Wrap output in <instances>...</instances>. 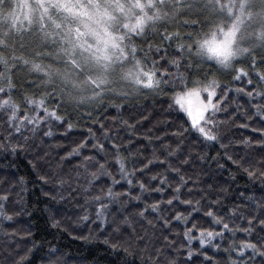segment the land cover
<instances>
[{"label":"snow or ice","instance_id":"obj_1","mask_svg":"<svg viewBox=\"0 0 264 264\" xmlns=\"http://www.w3.org/2000/svg\"><path fill=\"white\" fill-rule=\"evenodd\" d=\"M212 2L28 0L21 32L38 43L26 53L18 38L0 55V154L35 149L33 169L48 166L38 178L50 185L41 192L52 227L63 220L51 205H71L75 238L104 236L122 264H264V38L236 47L238 26L213 30L206 17ZM167 93L162 111L176 117L139 131L150 115L134 102ZM68 106L92 126L53 164L43 145L76 127ZM109 109L115 115L94 118ZM233 128L249 134L230 137ZM233 168L251 186L234 188ZM26 192L23 177H0V264H68L58 246L45 250L30 229L14 227L32 215Z\"/></svg>","mask_w":264,"mask_h":264},{"label":"trees","instance_id":"obj_2","mask_svg":"<svg viewBox=\"0 0 264 264\" xmlns=\"http://www.w3.org/2000/svg\"><path fill=\"white\" fill-rule=\"evenodd\" d=\"M261 15L262 13H259V16L261 17V23H264L262 22ZM215 17L216 16H213V18ZM213 18L211 17L210 19L214 21V24H217L216 19ZM222 21L224 22V19ZM260 28L256 30V26H253L252 34L254 35V37L257 36L258 31L264 30ZM0 34H3L0 35V37L5 38L6 45L16 43L15 36L12 33L0 32ZM254 37L252 36L251 42L249 44L247 43L245 46L254 45L255 42H252ZM6 50L7 49L5 48L4 51ZM10 50L11 48H9L5 52V54H7ZM16 54H21L20 50H16ZM26 72L27 70L25 69L23 75L19 78H23L26 75ZM28 79H36V76H28ZM231 86L236 87L237 85ZM171 102L172 101L170 100V96L168 95H161L157 97L144 96L142 99L135 101L134 103L140 106L136 109V111H142L145 115H150V120L145 122L143 128H141L139 131H145L147 128H150L153 124H155L158 120L163 122L165 119H174L177 115L175 110H173L172 117L165 116L164 111H162H166L168 108V104ZM240 102L243 103V99H241ZM83 112V109L76 110L74 106H68L67 113L69 115V119L74 125H76V127L66 137L57 136L55 139L48 140L43 145V148L45 150L50 151V154L53 158V164L57 163V161L55 160L57 153L63 155L64 150L70 149V147L74 145L75 141H78L82 138L81 133H85L87 127L92 126L91 121L88 120L86 116L82 117ZM131 114L133 113H129L126 111L125 117ZM112 115H115V112L112 109L107 110V112L100 111L93 113L94 118H99L102 120L110 118ZM221 118L223 119L224 116L222 115ZM137 119H139V117H137ZM182 122V120H177V123ZM58 131L63 132L64 129L61 128ZM248 134L249 132L245 129L237 130L233 128L229 132V136L235 138H239L242 135ZM121 135L123 136L124 133H121ZM50 145L52 146L51 149L49 148ZM90 148L91 145H89V149ZM217 150V147H207L204 149V151L208 152L210 155H215ZM34 154L35 149H32L28 153H21L18 157H8L7 160L3 159V154H0V169H4L3 171H0V177L7 175L10 179H14L15 177L24 178V181L26 182L27 192L23 196V200L28 210L32 213L30 218L27 215L22 216L17 224L14 225V227H18L21 229H30L33 234L32 239L43 244L45 250L47 249L49 243L58 246L61 251L66 254L68 264H122L124 254L122 252L118 254L116 251H113L108 245H105L103 243V240L105 238L104 236L97 235L94 238H90L87 240L75 238L81 235V232L78 228H76L75 224L70 223L68 219V217H73L74 215V209L71 205H51L53 209H56L61 213L59 216H57V219L63 220L61 229L58 230L57 228L52 227V223L49 218L51 213L46 210V204H48L49 202L41 192V189H43L44 191H48L50 185H43L38 178L39 174L48 171V166L45 163L41 162L40 166L37 169H33L29 161H34ZM9 161L13 162L15 165V167L10 170L4 167ZM73 163H76V161H73ZM232 170L237 177L236 183L233 186L234 188L239 187L240 190L243 191L245 185L251 186L248 177L243 172L236 173L235 168H233ZM224 176L226 177L227 173H224ZM253 183H255L256 187H259L258 182ZM257 195H259L258 192ZM64 228H67L68 231H63ZM83 235H88L87 230H84ZM209 254L211 255V253ZM128 259L132 258L128 257ZM196 264H202V262L198 260L196 261Z\"/></svg>","mask_w":264,"mask_h":264},{"label":"rangeland","instance_id":"obj_3","mask_svg":"<svg viewBox=\"0 0 264 264\" xmlns=\"http://www.w3.org/2000/svg\"><path fill=\"white\" fill-rule=\"evenodd\" d=\"M241 3L246 5L243 11L240 9ZM32 7L34 8L35 5L33 4ZM203 11L207 18H213L212 13H215L214 16L216 17L213 19H216L217 24H215L213 30H218L221 27L227 30L231 28L233 24L238 26V30L234 37L236 47H243L251 42L252 36L254 37L252 34L254 25L256 26V30L260 27V29H264V23H261V17L259 16V13H262V22H264V0H213L211 9L204 8ZM28 14V0H4V3L0 4V32L12 33L15 36L16 43H19L18 38H23L26 45V53L31 51L36 46V43H38L35 32L31 35L24 32L22 35L21 30L29 26ZM223 19L224 22L222 21ZM33 23H36L35 20ZM256 37H264V30L258 31L257 36L254 37L252 42L256 43ZM0 39H3L6 45L5 38L0 37ZM158 40L159 37H156L155 41ZM13 44L14 43L7 44L5 48L8 50ZM16 50L20 49L16 48ZM6 51L0 52V55H5ZM23 73L24 71L19 72L18 78L21 77ZM69 90L70 92L72 91L71 84H69ZM161 95H168L171 97V93ZM161 95L147 94L146 96L157 97ZM193 104H195L194 100Z\"/></svg>","mask_w":264,"mask_h":264}]
</instances>
